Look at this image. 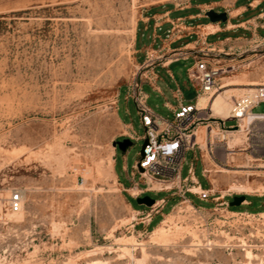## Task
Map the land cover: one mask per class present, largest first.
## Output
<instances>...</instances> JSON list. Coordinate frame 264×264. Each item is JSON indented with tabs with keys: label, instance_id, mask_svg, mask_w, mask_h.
Listing matches in <instances>:
<instances>
[{
	"label": "rangeland",
	"instance_id": "374dc122",
	"mask_svg": "<svg viewBox=\"0 0 264 264\" xmlns=\"http://www.w3.org/2000/svg\"><path fill=\"white\" fill-rule=\"evenodd\" d=\"M188 1L0 0V264H264V149L250 156L235 148L225 162L223 145L212 158L202 147V163L187 151L181 177L192 167L202 187L209 186L206 178L215 180V196L244 195L247 203L212 210V202L185 193L200 206L193 212L174 189L147 192L142 197L163 198L165 204L146 232L135 210L148 207L119 184L144 186L138 173L131 175L144 129L132 98H126L129 83L145 82L144 57L135 48L139 17L153 7ZM143 41L139 37L138 45ZM190 48L168 51L154 63ZM241 57L245 65L227 80L264 82V37ZM192 63L191 57L178 59L170 74L158 68L161 92L142 84L154 113L173 119L164 103L177 104V88L184 104L195 102L198 89L187 76ZM240 93L232 92L229 103ZM125 124L137 139L120 152L112 143L124 139L119 135ZM230 140L244 146L243 136ZM109 158L115 181L105 173ZM13 190L22 208L11 215L3 200ZM231 200L223 198L228 205ZM158 225L167 244L151 240Z\"/></svg>",
	"mask_w": 264,
	"mask_h": 264
},
{
	"label": "built area",
	"instance_id": "2783aa9c",
	"mask_svg": "<svg viewBox=\"0 0 264 264\" xmlns=\"http://www.w3.org/2000/svg\"><path fill=\"white\" fill-rule=\"evenodd\" d=\"M257 46V45H256ZM152 57V56H151ZM151 57L146 59L144 67H148ZM191 57L193 63L187 69V76L197 87L198 92L193 104H184L180 90L177 88L172 92L177 104L171 106L168 102L164 105L173 113V119L168 120L154 113L146 104L147 94L142 90V84H149L154 90L161 92L156 85L157 76L151 77L144 75L145 82L132 81L127 85L128 94L126 98H132L139 116V122L144 129L142 136L143 145L138 153V159L132 165L133 176L139 174L144 186L140 187L137 182L132 181V185L125 189L132 198L142 197L147 192H169L174 189L173 195L180 197L181 203H186L193 212L197 207L185 197V193L195 195L199 200L210 201L213 203L212 210H217L218 206L228 207L227 202L223 201L225 195L230 197L232 193L215 196L211 188L212 183L206 178L207 169L202 166V175L206 178L209 186L204 188L194 175L192 167L188 169V174L184 177L180 175L182 162L187 151L194 152V160H200L202 146L196 141V133L199 127H205L203 146L209 158H212L216 146L223 145L222 150L224 160L228 156H233L238 151H246L253 156L261 149H264V128H257V124L264 123V84L251 86L242 91L238 96L233 97L230 103L228 114L225 118H215L210 109L199 110L196 108L197 99L200 95L213 96L221 89V80L230 74L235 73L245 64L242 61L233 59L228 53H220L213 48L192 50L179 57L173 58L187 59ZM158 60L159 58H155ZM261 106V111L254 112L255 107ZM232 120L233 123L226 125V121ZM229 133L243 136L244 146L234 145L229 150L227 140ZM119 137L129 140L137 139L127 125L125 132ZM242 144V143H241ZM155 185V186H154ZM135 189V192H130ZM1 201V198H0ZM244 203H247L244 201ZM165 204L163 198L154 200V203L147 210H135V219L142 224L144 232L150 224L154 215L161 213ZM5 210L10 214H17L21 211L22 200L19 192L13 190L8 198L3 200Z\"/></svg>",
	"mask_w": 264,
	"mask_h": 264
},
{
	"label": "crops",
	"instance_id": "0c3cea01",
	"mask_svg": "<svg viewBox=\"0 0 264 264\" xmlns=\"http://www.w3.org/2000/svg\"><path fill=\"white\" fill-rule=\"evenodd\" d=\"M165 7L166 5L153 7L141 13L136 30L135 48L136 52L144 57L143 63L154 54L149 66L144 70V75H149V78L151 74L157 76L156 82L159 80L158 68L170 74L169 67L174 62L173 59L154 63L155 58H160L168 51H182L188 46H191L190 49L210 47L220 53L230 54L233 59L244 61L246 57H241L242 54L252 50L253 43L264 37L261 35V32H264V0H189L182 7ZM209 9L225 12L226 21L210 22L205 16ZM204 19L206 21H203ZM193 36L195 38L192 41L177 45L178 42ZM211 36L220 37L209 41ZM139 37L144 39L142 46L138 45ZM157 88L160 90L158 86ZM127 125L125 124L126 127ZM115 175L118 177L116 173ZM119 184L122 190L129 188ZM127 193L131 197L129 192Z\"/></svg>",
	"mask_w": 264,
	"mask_h": 264
},
{
	"label": "bare ground",
	"instance_id": "6f19581e",
	"mask_svg": "<svg viewBox=\"0 0 264 264\" xmlns=\"http://www.w3.org/2000/svg\"><path fill=\"white\" fill-rule=\"evenodd\" d=\"M206 30H208V29H206ZM227 79H228V77H223L222 78V80H221V84H222L221 85V89L217 93L213 94V96L208 97V96H205V95H200L198 97V99H197L196 108L199 109V110H203L205 108H208V109H210L211 114H212L213 117H215V118H225L227 116V114H228V110H229V107H230L229 98L234 95V94L232 95V92L234 93L237 90L239 92H242L245 89L250 88L251 86H256L258 84H264V82L259 83V82H256V81H247L245 83H240V81L237 82V81H234V80H227ZM198 130H197V133H196V141H198L201 144V146L203 147L205 145V142H204L205 127H199ZM229 135H230V137L228 138L229 140L227 141L228 142L227 143V148L229 150H232L231 148L233 147V145L231 144V140L230 139H231V136L235 137L236 134L229 133ZM237 141H239V140H237ZM233 144H235V143H233ZM236 144H238V143H236ZM105 173H106V175L109 178H111L112 180L115 181V175L113 173V160H112V158H109V160L107 162V171ZM214 182H215V180H211V183H213V186H212L213 190L216 189V185H215ZM235 188H237V187H235ZM248 189L250 191H252V188H248ZM129 191L133 193V192H135V189H130ZM239 191H242V190L239 189ZM262 191H264V187L262 188ZM20 216L21 215H19V214L16 215L15 219L20 218ZM165 222H167L166 219L162 220V223H165ZM151 236H152L151 240L153 239V241L156 242V243L165 244L167 242V236H166V234H164V231H163V228H162L161 225H158L157 227H155L153 229V231L151 232ZM168 240H170V238ZM121 244L125 245L126 243H121ZM246 255L250 256V252L247 251ZM143 256L144 255H142L141 257H143Z\"/></svg>",
	"mask_w": 264,
	"mask_h": 264
},
{
	"label": "water",
	"instance_id": "95a60500",
	"mask_svg": "<svg viewBox=\"0 0 264 264\" xmlns=\"http://www.w3.org/2000/svg\"><path fill=\"white\" fill-rule=\"evenodd\" d=\"M205 16L212 23L225 22L227 19V15L225 12H215L213 9L207 10L205 12ZM112 145L114 148L118 149L120 152H125V150L131 145V142L129 139L124 138L120 141H114ZM244 201H245L244 195H235L232 197V200L229 202V206H238L244 203ZM136 202L138 204H142L146 207H149L154 203V200L148 196H143V197L136 198Z\"/></svg>",
	"mask_w": 264,
	"mask_h": 264
},
{
	"label": "trees",
	"instance_id": "16d2710c",
	"mask_svg": "<svg viewBox=\"0 0 264 264\" xmlns=\"http://www.w3.org/2000/svg\"><path fill=\"white\" fill-rule=\"evenodd\" d=\"M172 63H173V62H172ZM172 63H171V64H172ZM228 208H229L230 210H233V209H231V206H228Z\"/></svg>",
	"mask_w": 264,
	"mask_h": 264
}]
</instances>
